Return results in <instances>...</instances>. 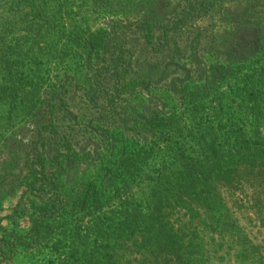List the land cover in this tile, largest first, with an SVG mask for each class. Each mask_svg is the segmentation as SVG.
<instances>
[{"label": "trees", "instance_id": "16d2710c", "mask_svg": "<svg viewBox=\"0 0 264 264\" xmlns=\"http://www.w3.org/2000/svg\"><path fill=\"white\" fill-rule=\"evenodd\" d=\"M73 1L0 0V28L59 38ZM114 1L108 29L83 31L73 65L55 56L64 68L43 88L0 57V101L33 122L18 151L0 143V204L19 192L0 217V264L29 248L48 264H208L209 232L264 264V83L241 75L237 108L200 107L252 63L264 75V0ZM74 167L82 179L64 190Z\"/></svg>", "mask_w": 264, "mask_h": 264}, {"label": "rangeland", "instance_id": "374dc122", "mask_svg": "<svg viewBox=\"0 0 264 264\" xmlns=\"http://www.w3.org/2000/svg\"><path fill=\"white\" fill-rule=\"evenodd\" d=\"M108 3H115V1L110 0ZM108 3H106V0L94 2L74 0L70 2L67 7L69 13L66 14V25L60 28L61 32L58 35L59 38H57L56 35V39H53L54 36H51L48 39L35 38L36 40H32V37L35 36V26H28L25 23H21L19 20L14 21L13 25H7L8 32L4 31L5 28H0V31L3 30L2 33H0V57L7 58L10 62L19 61L20 66L15 68L14 71L17 74L16 78L19 80V83L23 85L24 89L25 86L28 87V85L32 87L34 82H38V86L43 88L47 84H50L49 78L55 77L59 71L64 68V65L59 63V58L55 56L67 53L65 56L67 58L66 64L73 65L72 56L74 54V49L72 48L75 47V40H77L79 36H84L83 31L88 34L89 32L108 29L107 24L110 20L109 18H112L110 13H106L111 9V7L107 5ZM2 12L4 14L3 16H7L6 11ZM31 41H35L32 43L33 47L30 43ZM65 44L70 48H65ZM260 64L259 62H254L250 65V70L246 68L243 69L239 78H236L239 76V74H237V76L227 80V82L222 84L218 89L216 92L217 94H211L209 97L202 100L200 107L216 105L219 104L221 100L225 110L229 111V106L237 108L241 102L235 97L234 93L240 92L241 84H239V81L242 78L241 75H245V77H254V79H259L264 83V75L260 74V68L263 67ZM2 75L3 74L0 72V76ZM3 82L6 84V82L9 81ZM9 109L10 106L7 103L0 101V143L3 145L7 142L6 145H8V147L6 150L16 152L19 150V140H17V137L21 136L22 133H26V129L33 122L29 119L27 122L24 121L23 118L27 117V114H24V111L21 109ZM205 110L207 111V109ZM9 115L11 117L10 119H8ZM8 122L10 123L8 124ZM119 144H121V142H119ZM80 170L81 167L69 168L68 173L72 178L69 176L61 180L64 190L71 191V189L80 183L82 179ZM136 190L138 191L137 188ZM18 193L7 197L0 204V217L11 211V207L18 198ZM224 194L228 197L227 193ZM185 211L186 210L182 209L179 215H182ZM185 214L187 215V212H185ZM236 214L238 215L241 225L248 232V236H251L256 242H260L263 238V234L258 229L257 225L250 220L249 215L244 214L241 210H236ZM1 223L8 229L14 227L9 219H4ZM28 223L29 220L27 218H21L18 221L17 227H15L17 229H23L28 227ZM205 240L212 248L208 264H259L258 262L240 261V258H235L233 255L234 248L229 249L227 247V244L230 246V240L227 241L224 238L222 239L217 233H207ZM223 251L228 254H223ZM49 259L50 253L48 249L38 251V249L29 248L17 253L13 258V264H48Z\"/></svg>", "mask_w": 264, "mask_h": 264}]
</instances>
